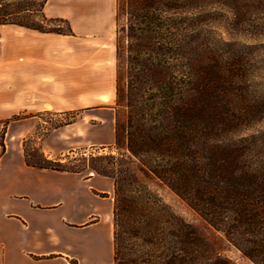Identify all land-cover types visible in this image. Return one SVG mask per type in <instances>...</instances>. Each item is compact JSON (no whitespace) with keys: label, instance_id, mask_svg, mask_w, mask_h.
<instances>
[{"label":"trees","instance_id":"obj_1","mask_svg":"<svg viewBox=\"0 0 264 264\" xmlns=\"http://www.w3.org/2000/svg\"><path fill=\"white\" fill-rule=\"evenodd\" d=\"M46 3L0 0V25L68 35L45 15ZM263 15L264 0H116V96L126 110L116 121L117 154L82 164L26 159L113 180V264H235L149 181L264 264V129L248 132L264 124V44L235 39L263 36Z\"/></svg>","mask_w":264,"mask_h":264},{"label":"crops","instance_id":"obj_2","mask_svg":"<svg viewBox=\"0 0 264 264\" xmlns=\"http://www.w3.org/2000/svg\"><path fill=\"white\" fill-rule=\"evenodd\" d=\"M62 8L47 0L44 13ZM69 38L0 26V264H113L112 181L28 166L23 149L43 113L75 107Z\"/></svg>","mask_w":264,"mask_h":264},{"label":"rangeland","instance_id":"obj_3","mask_svg":"<svg viewBox=\"0 0 264 264\" xmlns=\"http://www.w3.org/2000/svg\"><path fill=\"white\" fill-rule=\"evenodd\" d=\"M54 1L68 13L67 18H48L55 19L52 25L60 27L67 33L66 36H69L73 43L69 47L73 60H70L69 64L71 71L68 75V88L74 90L75 107L64 112L43 113L38 129L23 142L25 157L27 161L33 163H41L44 155L51 161L68 164L72 161L75 164H82L80 160L83 157L116 155L117 150L114 148L116 121L123 120L126 112L123 106L117 104L116 96L118 65L116 0ZM58 19H63L64 22H58ZM218 19L224 22L221 15ZM222 25L219 22L216 28L219 34L228 40L231 37ZM235 39L264 44V35L256 38L257 41L242 35L236 36ZM58 67L61 68V64ZM62 86L61 81H58V89ZM80 90L86 94L90 93V96L78 95ZM19 117L16 116L12 120ZM261 129H264V124L248 132ZM54 130H57V133L46 141L47 134ZM16 144L17 142L13 145ZM62 151L65 153H61ZM82 174L107 179L113 183L111 178L98 175L89 168L84 169ZM148 183L179 217L202 233L215 251L235 264H254L167 187L152 181Z\"/></svg>","mask_w":264,"mask_h":264}]
</instances>
